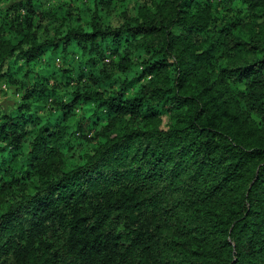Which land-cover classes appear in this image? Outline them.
Wrapping results in <instances>:
<instances>
[{"label":"trees","instance_id":"trees-1","mask_svg":"<svg viewBox=\"0 0 264 264\" xmlns=\"http://www.w3.org/2000/svg\"><path fill=\"white\" fill-rule=\"evenodd\" d=\"M80 1L0 0V264H264V0Z\"/></svg>","mask_w":264,"mask_h":264},{"label":"rangeland","instance_id":"rangeland-1","mask_svg":"<svg viewBox=\"0 0 264 264\" xmlns=\"http://www.w3.org/2000/svg\"><path fill=\"white\" fill-rule=\"evenodd\" d=\"M52 1H54V0H52ZM68 1H70L72 5L79 4L81 2L80 0H68ZM104 53H106V52H104ZM103 55H104L103 52H100V57L103 56ZM73 56L76 59V57H77L76 54L73 55ZM110 57L111 56H109V59H110ZM75 59L72 60L71 63H69V62L63 60L62 57H60V58L57 57L56 60H54V63L57 66L58 65L71 66V65H73V63L76 62ZM107 59L108 58H106V60ZM52 82H53V78H52V76H50L48 83H52ZM19 97H20L19 93L17 91H15V89L13 87L8 86L7 83H5L3 81V83H2V89L0 90V108L6 109V110L10 109V107L14 104V102H16L17 100H19ZM53 124H51V126H53Z\"/></svg>","mask_w":264,"mask_h":264}]
</instances>
